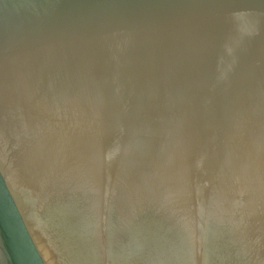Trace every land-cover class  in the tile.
Returning <instances> with one entry per match:
<instances>
[{
  "label": "water",
  "instance_id": "obj_1",
  "mask_svg": "<svg viewBox=\"0 0 264 264\" xmlns=\"http://www.w3.org/2000/svg\"><path fill=\"white\" fill-rule=\"evenodd\" d=\"M18 173L103 261L264 264V0H0V264H49Z\"/></svg>",
  "mask_w": 264,
  "mask_h": 264
},
{
  "label": "bare ground",
  "instance_id": "obj_2",
  "mask_svg": "<svg viewBox=\"0 0 264 264\" xmlns=\"http://www.w3.org/2000/svg\"><path fill=\"white\" fill-rule=\"evenodd\" d=\"M15 182L20 187L17 194L20 195L19 201L22 209L25 211L38 245L49 264H62L63 262V264H174L173 257L167 251L169 247L166 246V240L164 242L160 240V237L162 235L166 239L170 238L173 241L172 243H174L172 238L175 237L176 232L168 234L167 231L169 229L164 227L159 229V232L155 234L151 233L150 236L156 237L155 241L148 244L139 241H132L128 244L127 241L125 246H115L112 251L114 255L111 254L108 261H103L101 254L104 249L95 244V240H93L94 236L92 237V234H89L87 231L78 229L77 222L79 220L74 218L73 215L68 213L62 214L52 204H49L45 191L38 185L36 180L28 181L22 173H18L15 177ZM28 203L38 206L41 216L40 221L38 220L39 226L52 239L48 240L49 244L47 243V245L36 232V224H34L33 216H31L34 212L29 210L28 214L25 208V206L28 207ZM122 226L121 231H116L118 232L116 233L117 241L124 237H130L133 234H141V232H132L133 230L141 231L139 228L134 229L136 225L130 226V228L126 225ZM154 229L156 230L157 227ZM49 246L54 250L58 249V255L61 257L60 260H58L59 257L56 256L55 252H51Z\"/></svg>",
  "mask_w": 264,
  "mask_h": 264
},
{
  "label": "rangeland",
  "instance_id": "obj_3",
  "mask_svg": "<svg viewBox=\"0 0 264 264\" xmlns=\"http://www.w3.org/2000/svg\"><path fill=\"white\" fill-rule=\"evenodd\" d=\"M14 192H15V191H14ZM19 196H20V195H19ZM24 206H25V205H24ZM31 207H32V209H31ZM25 208H26L28 214H29V210H31L32 212H34L33 214H31V216H33L32 219L34 220V224H36V225H35V227H36V232H37L38 236L40 237V239L43 240V241H45L46 245H47V243L49 244V241L52 240L51 237H49V236L46 234V231H43L44 229L42 230V228L39 226V222H38V220L40 221V217H41V216H40V213H39V210H38V206H37V205L35 206V204H30V203H28V207L25 206ZM33 210H35V211H33ZM32 212H31V213H32ZM36 215H37V216H36ZM34 217H35L36 219H35ZM48 240H49V241H48ZM46 245H45V246H46ZM49 248L51 249V252H52V253H54V252L56 253V256L59 257L58 260H60L61 257H60V255H58V254H59L58 249L56 248V250H54L51 246H49ZM121 259H122V258H121ZM56 261H57V260H56ZM61 263H62V261H61ZM63 263H64V262H63ZM63 263H62V264H63Z\"/></svg>",
  "mask_w": 264,
  "mask_h": 264
}]
</instances>
